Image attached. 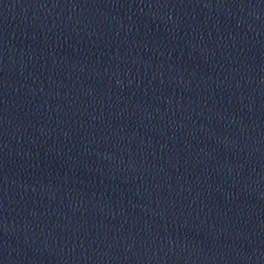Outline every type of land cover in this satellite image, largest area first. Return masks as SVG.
<instances>
[{
    "label": "water",
    "instance_id": "1",
    "mask_svg": "<svg viewBox=\"0 0 264 264\" xmlns=\"http://www.w3.org/2000/svg\"><path fill=\"white\" fill-rule=\"evenodd\" d=\"M0 264H264V0H0Z\"/></svg>",
    "mask_w": 264,
    "mask_h": 264
}]
</instances>
